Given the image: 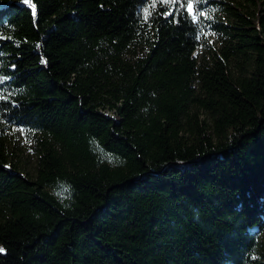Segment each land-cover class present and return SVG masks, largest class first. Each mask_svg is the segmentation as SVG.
Instances as JSON below:
<instances>
[{
  "label": "trees",
  "instance_id": "16d2710c",
  "mask_svg": "<svg viewBox=\"0 0 264 264\" xmlns=\"http://www.w3.org/2000/svg\"><path fill=\"white\" fill-rule=\"evenodd\" d=\"M263 230L264 0H0V264H264Z\"/></svg>",
  "mask_w": 264,
  "mask_h": 264
},
{
  "label": "rangeland",
  "instance_id": "374dc122",
  "mask_svg": "<svg viewBox=\"0 0 264 264\" xmlns=\"http://www.w3.org/2000/svg\"><path fill=\"white\" fill-rule=\"evenodd\" d=\"M207 20H223L232 24V17L218 9L205 11L202 14ZM227 36L211 29L210 23H203L200 34V46L194 55L201 63L212 62L220 55L221 50L228 44ZM147 44L144 40L134 44L130 52V58L135 60L147 51ZM235 75L241 72L240 65H231ZM196 88V86L194 85ZM6 141L7 151L13 162L20 168V171L29 177H35L39 168V157L42 151L43 134L31 131L30 129L11 124H4L2 131ZM184 134V133H182ZM261 240L264 243V230L261 233ZM259 259H263L264 247L260 248Z\"/></svg>",
  "mask_w": 264,
  "mask_h": 264
},
{
  "label": "snow or ice",
  "instance_id": "6c2138e0",
  "mask_svg": "<svg viewBox=\"0 0 264 264\" xmlns=\"http://www.w3.org/2000/svg\"><path fill=\"white\" fill-rule=\"evenodd\" d=\"M34 7V6H33ZM0 251H3V249H0Z\"/></svg>",
  "mask_w": 264,
  "mask_h": 264
}]
</instances>
